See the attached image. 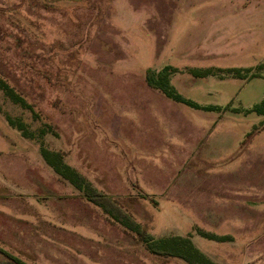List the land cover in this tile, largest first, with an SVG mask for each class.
I'll return each instance as SVG.
<instances>
[{
    "label": "rangeland",
    "instance_id": "rangeland-1",
    "mask_svg": "<svg viewBox=\"0 0 264 264\" xmlns=\"http://www.w3.org/2000/svg\"><path fill=\"white\" fill-rule=\"evenodd\" d=\"M165 66L183 101L146 84ZM0 78L154 238L264 264V0H0ZM0 107V264H186L86 201L4 112L40 120L1 91Z\"/></svg>",
    "mask_w": 264,
    "mask_h": 264
},
{
    "label": "trees",
    "instance_id": "trees-1",
    "mask_svg": "<svg viewBox=\"0 0 264 264\" xmlns=\"http://www.w3.org/2000/svg\"><path fill=\"white\" fill-rule=\"evenodd\" d=\"M175 71L170 66H165L156 71L147 69L145 71L146 84L154 89L162 91L168 97L175 100L183 101L174 88L169 84L168 77ZM210 70H206L209 72ZM250 69L229 68L224 72L233 75H240L242 72H249ZM0 91L5 99L12 105L19 106L30 114L31 122L40 120V116L34 108V105L27 101L26 97L10 86L7 81L0 78ZM2 111L0 107V112ZM6 122L12 128L17 129L21 136L28 140H36L39 143V153L50 168L62 179L72 185L89 203L99 207L102 212L113 222L118 223L126 231L132 233L149 253L161 256L171 257L184 261L186 264H217L210 260L194 247L189 237L170 235L160 238H154L150 233L145 231L142 226L136 222L129 213H126L118 203L105 193L95 188L81 173L71 167L64 161V156L59 151H54L45 146L44 135L52 133L57 135L55 128L47 122L40 120V126L32 129L21 115L12 116L4 112ZM209 239H215L211 233H204ZM16 264H25L20 259L8 255Z\"/></svg>",
    "mask_w": 264,
    "mask_h": 264
}]
</instances>
